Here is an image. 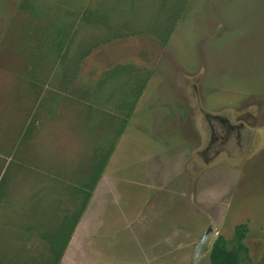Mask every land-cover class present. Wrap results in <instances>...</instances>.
<instances>
[{
	"label": "rangeland",
	"instance_id": "rangeland-1",
	"mask_svg": "<svg viewBox=\"0 0 264 264\" xmlns=\"http://www.w3.org/2000/svg\"><path fill=\"white\" fill-rule=\"evenodd\" d=\"M142 87L171 132L199 133L201 161L217 159L200 180L228 177L194 189L196 207L192 189L131 183L128 152L115 182L102 175L124 132L141 144L152 131L148 114L127 127ZM208 212L197 235L180 222ZM239 224L240 264H264V0H0V264H210Z\"/></svg>",
	"mask_w": 264,
	"mask_h": 264
},
{
	"label": "crops",
	"instance_id": "crops-1",
	"mask_svg": "<svg viewBox=\"0 0 264 264\" xmlns=\"http://www.w3.org/2000/svg\"><path fill=\"white\" fill-rule=\"evenodd\" d=\"M148 91L149 90L145 91L146 93H144L143 89V92L139 96L138 100H136L135 107L128 118L129 122L127 127L129 126L132 128L134 126V128H136V123H142V120L137 118L138 115L148 114L150 117L149 122H153L151 133H146L148 138H144L140 135L139 130H137L133 137L142 139V143L136 144L133 140L129 139V135L127 133L125 135L124 132L122 134L124 137L121 140L119 139L117 142L115 149L110 156L107 169L102 173V175L109 174L111 176L113 171H118L117 165L114 163V161H120L123 159L122 155L128 152L131 155V158L128 160L130 169L129 180L131 183L134 185H139L143 189H167V191L168 189H192L191 191H185L187 193L186 195L181 193V197L187 199L190 205L196 207L197 205L194 204V202H196L194 189H211L212 186L220 182L227 187V184L223 183L222 181H228V177H224V173L222 172L218 174L220 180L216 179V174L207 176V178L203 181L200 180L201 176H203L206 172L212 171V169L217 167L215 165V161L217 159L215 158L212 160L211 156L201 161V152L203 151L201 149L202 146L200 135L197 131L195 135L193 130L188 127L183 134L184 137L176 136V132L174 131L171 132L169 129V124H164L161 122V119L156 116V114L158 115V111H162L168 115L169 110L167 106H165L163 102L160 103V99L157 98L159 97L158 95H153V93L148 94ZM131 128H129V130ZM194 136H196V140ZM214 140L215 139L213 138V142ZM208 149L209 147H207L204 152H206ZM133 158H135V161L139 160L141 163L144 162L147 165L137 169L138 162L134 163ZM157 160L166 162L169 167L167 168L166 166H162L157 162ZM224 166L231 169V166ZM117 177L118 174H114V177L111 176V178L108 179L115 182ZM102 179L106 178L102 176L99 183L97 184V189L102 182ZM217 189H219V187ZM161 191L162 190L156 191V198L159 196ZM149 198H151L150 195ZM149 198L145 196L144 198L139 199L137 202L144 201L142 203V207L147 209L151 203ZM156 198H154V200ZM197 202H200V199H198ZM144 214L145 216H149V214L145 211ZM145 218L141 219L139 217H134V225L149 226L151 223L147 217ZM202 219H204V221L210 220L211 223V221L215 220V217L212 220L211 214L210 216L206 217H200L198 215L196 218H190V216H187L186 218H182L180 222L187 223L192 221L193 225H199L198 231L196 226H187L191 233H196L195 235H197L201 231V226L204 223ZM208 226L214 227L216 224L212 222V225ZM208 226H203V229ZM182 229H184V227H182Z\"/></svg>",
	"mask_w": 264,
	"mask_h": 264
},
{
	"label": "trees",
	"instance_id": "trees-1",
	"mask_svg": "<svg viewBox=\"0 0 264 264\" xmlns=\"http://www.w3.org/2000/svg\"><path fill=\"white\" fill-rule=\"evenodd\" d=\"M143 87L141 88V90L138 92V98L141 95V93L143 92ZM136 97V98H137ZM138 98L136 100H138ZM135 102L133 103V106L131 107L130 111L128 112V118L130 116V114L132 113L134 107H135ZM127 118V119H128ZM28 129L25 131V135L28 133ZM2 154H6L1 152ZM2 156H6V155H2ZM7 157V156H6ZM32 164V163H31ZM95 184V183H94ZM87 189H85V191L83 190V194H85V200L81 203V207L78 210V212L76 213L75 217L73 218L72 221V227L70 229V232L68 233L69 235L66 237L67 240H63V244H62V248L59 251L58 255H57V261H60L63 255V251L65 250V247H67L69 240L71 238L72 233L74 232L78 221L81 218V215L83 214V212L85 211L86 207H87V203L91 197L92 194V190L93 188V183H90L88 185V183L86 184ZM65 218V217H64ZM72 220V218H71ZM68 223V218H65L62 220L61 225H64ZM32 228H29V232H31ZM249 233V228L247 226V224H239L235 227L234 229V234L233 237L230 240H226L223 236L219 235L217 236V238L215 239V241L212 244L210 253H209V262L210 264H240L242 259L244 258L243 256L248 255V248L245 245V239L247 238V235ZM50 244L52 246H54V244L58 243L55 240V233H50ZM61 242V243H62ZM55 249L52 248V251H54ZM62 254V255H61ZM10 264V263H9Z\"/></svg>",
	"mask_w": 264,
	"mask_h": 264
}]
</instances>
